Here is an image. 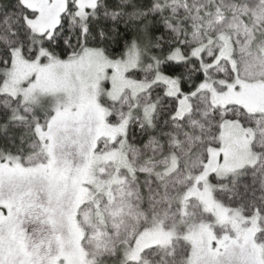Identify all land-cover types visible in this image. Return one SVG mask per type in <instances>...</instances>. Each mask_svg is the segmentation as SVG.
Segmentation results:
<instances>
[{"label":"snow or ice","instance_id":"1","mask_svg":"<svg viewBox=\"0 0 264 264\" xmlns=\"http://www.w3.org/2000/svg\"><path fill=\"white\" fill-rule=\"evenodd\" d=\"M0 264H264V0H0Z\"/></svg>","mask_w":264,"mask_h":264}]
</instances>
